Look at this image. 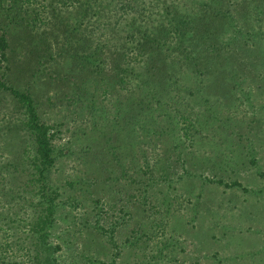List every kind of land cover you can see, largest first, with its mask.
<instances>
[{
	"label": "rangeland",
	"instance_id": "obj_1",
	"mask_svg": "<svg viewBox=\"0 0 264 264\" xmlns=\"http://www.w3.org/2000/svg\"><path fill=\"white\" fill-rule=\"evenodd\" d=\"M36 1L27 9L3 1L0 20L8 8L26 17L36 12L53 57L41 50L35 30L20 41L10 38L0 82L27 93L40 121L53 125L55 160L44 192L55 196V207L47 233L36 232L49 202L31 192L39 174L29 162L23 172L9 163L35 154L28 112L0 87V264H264V0L246 6L228 0L223 17H215L220 9L212 6L223 0H200L202 7L193 6L199 0H179L181 9L199 14L189 22L192 36L184 37L182 48H168L164 62L154 63L156 51L136 55L124 89L109 86L106 59L94 57L87 65L58 56L75 54L74 47L81 56L79 30L101 35L92 15L98 5ZM84 8L85 24L70 32L61 16L71 10L82 23ZM204 13L207 32L198 27ZM186 43L195 50L185 51ZM125 91L134 108L116 117ZM167 114L180 121L168 123ZM137 116L150 130L138 139ZM165 126L172 140L157 137ZM235 180L247 190L225 185Z\"/></svg>",
	"mask_w": 264,
	"mask_h": 264
},
{
	"label": "trees",
	"instance_id": "obj_2",
	"mask_svg": "<svg viewBox=\"0 0 264 264\" xmlns=\"http://www.w3.org/2000/svg\"><path fill=\"white\" fill-rule=\"evenodd\" d=\"M3 1L5 0H0V4H2ZM88 1L89 0H86V2ZM189 1L193 2L194 0ZM211 1L212 3L214 2V0ZM243 1L244 6H246V3L248 4L249 2L248 0ZM35 2L37 1L12 0L11 4L18 6L17 9H27L29 8V6H32ZM92 2L98 5V7L93 10L92 15L97 14V16H93V23H96V26L98 27L97 29H100L102 31L101 35L96 37L93 28L91 29L90 27H86V31L84 32V34L82 32L83 30H79L81 31L80 35L83 38L82 43L84 46V49L80 52L81 56H77L78 54L77 49H75L76 47H74L73 49V52L75 54H65V52H58V56L60 55V57L64 59L65 56L66 58L72 57V60L82 58L85 62H87V65L90 64L91 59L94 57L106 59L107 63L105 64V70L107 72L108 84L109 86L119 85L121 89H124L126 87V79L124 77L125 74L128 72V69H132L133 60H135L136 55L145 56L150 50H152L154 52H159L157 54L158 57L154 60V63H157L159 61L164 62L167 59L166 52L168 48L170 49L174 46L182 48L184 37H186V35L189 37L192 36V32H188L192 28H190L189 22L197 19L199 15L198 13H194V11L192 12L189 8L181 9L180 4L178 3L179 0H92ZM205 3L206 2H202L199 0L197 3H195V5L193 3L192 4L194 7H202ZM220 3V5H212L215 8L220 9L217 12H214L215 17H223V13L227 12V8H225L224 5L228 4L229 1L223 0V2L220 1ZM64 5L68 6V4L66 3ZM207 7H211V5L207 4ZM183 11H188V15L191 17V20L186 21V19L184 18ZM72 12L73 11L71 10H67L68 15L61 16V18L64 20L63 23H66V28L70 32H72V29L76 26H81V24H85L86 21L82 17L88 15V8H84L81 11L79 17L82 23L80 21H76V19L71 18L72 16L70 14ZM205 13L200 15L198 19L200 20L198 27L200 26L202 30L207 32L209 31L210 26L208 23L203 22L204 20L202 21L205 16L207 17ZM26 15L28 14L26 13ZM26 15H19V12L17 10L12 11V8H8L6 10V14L0 20V23H3L0 25V61L9 59L7 55L8 52L5 51L8 47L10 38L20 41V38L25 36L28 37L30 33L34 30L37 34L38 39L40 37L39 41L42 45L41 50L46 51L49 49L46 54H48L51 58L53 57V47L50 43L46 41V36H44L45 32L43 31L40 33L38 31V28L40 27L37 25V21L40 22L41 20H39L36 16V12L34 16L26 17ZM9 21L12 23L11 28L7 27L9 25ZM202 23L204 26L202 25ZM16 24L21 29H23V32H16L14 30V26ZM196 35L197 34H195L192 39L194 41L199 40L197 41V43L198 47L200 48L201 41L200 39H195ZM55 44H57V42ZM186 44V47H184L185 51L187 50L188 53H191L195 50L196 45L188 47V43ZM162 48H164V50ZM199 51L203 52L208 50L202 49ZM41 55L42 53L38 54L39 62L41 61ZM168 56L171 57L170 54H168ZM80 63L82 64V62ZM81 68L83 69V67ZM103 70L104 68L98 67L96 71L100 73ZM103 79L104 77L101 79V81ZM0 87L5 89L9 88L15 95H17L19 100L24 103L23 106L28 112V120L26 123L32 133L35 154H33L31 157L27 156V154H23L22 157H20V160H11V162L9 163H11L10 167L14 171L22 170L23 172V165L26 164V162H29L32 167L35 168L36 172H38L39 176H34L31 179V182L33 184L31 192L37 195H41L44 199L48 200L49 202L45 208L46 215L40 221L35 222L34 229L36 232L47 233L45 231L46 221L47 219H49L55 207V196L45 193L44 189L48 186V182L50 183V179L47 177L46 172L52 167L55 160L53 155L54 149L52 146V140L55 137V130H53V125L40 121L39 114L33 104V100L29 98V95L27 93L19 92L10 86H7L5 82H0ZM108 90L110 91L109 88L104 89L102 91V94L107 95ZM146 94L148 95V93ZM73 97L75 100L80 99V92L77 88H75ZM133 99L134 101H139L137 103V106H140V102H143L141 100H138L135 96H133ZM89 101L91 104L95 103L96 98L94 93L91 94ZM148 101L150 102L151 99H148ZM118 102V104L120 105L115 106L114 116H116L115 114L117 113H121L120 111H123V114L126 113L128 115L130 113L129 109L132 106L133 100L128 98V94L126 93V91L123 92V98L121 100H118ZM122 104H126L127 109L124 108ZM132 107L134 108V106ZM91 109L93 110V108ZM107 111L108 110H106L103 114H106ZM148 111L149 110L143 112L147 113ZM138 112H140V110ZM129 116L125 117L124 120L128 121V119H131ZM177 116L178 114H176L175 117L173 115L167 114L166 117L170 120L168 123L179 122L180 120L176 121L175 119L177 118ZM140 119L141 116H137L136 119L133 118L134 121H132V125H134L133 132L134 135L137 136V139L146 135L150 131L148 125H146L147 119L144 118V121H140ZM184 119L186 120V118ZM171 126H165L164 129H162L163 131L157 130L156 133H159L157 137L166 134L167 139L172 140L174 135L170 136L171 134H169L165 130L166 128H170ZM3 167H6L5 170L9 171L8 162L7 165L4 164ZM19 167L21 168L19 169ZM262 175H264V172L262 173ZM217 183L223 184V181L218 180ZM34 185H36V187ZM225 185L227 187H242L244 191L247 190V188H245L237 180ZM43 236H46V234H43ZM110 264H114V261H112Z\"/></svg>",
	"mask_w": 264,
	"mask_h": 264
}]
</instances>
